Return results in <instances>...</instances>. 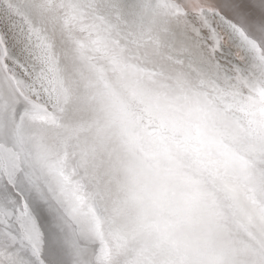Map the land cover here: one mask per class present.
<instances>
[{"label":"water","instance_id":"obj_1","mask_svg":"<svg viewBox=\"0 0 264 264\" xmlns=\"http://www.w3.org/2000/svg\"><path fill=\"white\" fill-rule=\"evenodd\" d=\"M6 1L36 26L52 93L13 63L28 62L0 8V264H121L97 88L125 70L175 90H264V0ZM236 245L242 264H264L257 233Z\"/></svg>","mask_w":264,"mask_h":264},{"label":"clouds","instance_id":"obj_2","mask_svg":"<svg viewBox=\"0 0 264 264\" xmlns=\"http://www.w3.org/2000/svg\"><path fill=\"white\" fill-rule=\"evenodd\" d=\"M95 98L121 264H242L236 238L264 242V90H175L119 70Z\"/></svg>","mask_w":264,"mask_h":264},{"label":"bare ground","instance_id":"obj_3","mask_svg":"<svg viewBox=\"0 0 264 264\" xmlns=\"http://www.w3.org/2000/svg\"><path fill=\"white\" fill-rule=\"evenodd\" d=\"M3 1V0H2ZM0 0V8H7L6 10H4L6 13L5 14H1L3 21H5L6 19L9 20L8 22H5V25L7 26L8 29H10V31H8L10 37H11V41L16 42V44L18 45L19 48H21V50H18V53H21L23 55V60H26L28 63L24 64V62H22V59H20L17 55L19 54H10V58L14 59L13 63L16 64L17 62H20L24 67H26L25 72H28L29 75L32 76L33 78V82L37 83L38 86H41V89L45 91V93L48 95V97H51V88L49 86V76L47 74L46 70H40V67H37L39 64L40 66L44 69L46 68V64L44 62V57H42L43 52L42 49L40 47L38 41H41L39 39V35L38 34H33V29L31 28V26L36 27L35 25H29L28 22L26 20V17L24 16V18H21L22 13H20V11L18 10V7L14 8V10H12L9 7L10 2L6 3ZM187 1V0H184ZM189 1V0H188ZM190 2V6L192 7L193 10H196L197 8H195L194 4L197 5L198 4V0H194V2L192 3V0L189 1ZM204 4L205 3H209L212 6L214 5H219L220 3H217L218 0H206V1H202ZM224 3V2H223ZM224 5H227V3H224ZM224 8V7H223ZM225 12H228L227 9H223ZM1 11V10H0ZM2 13V12H0ZM7 16V17H6ZM6 18V19H4ZM28 24V25H27ZM30 27V28H29ZM224 31V35H227L226 38H224V41L227 45H231L230 42V34L228 32L227 29L223 28ZM38 38V39H37ZM32 43V45H31ZM34 44V45H33ZM37 44V46H36ZM15 45V44H14ZM234 45V44H233ZM243 61H245L244 55L241 54V52L238 55ZM28 66L31 68L29 70ZM35 85V90L36 87L38 88V86ZM40 90V89H39ZM39 93V92H37ZM28 135V134H26ZM45 154V153H43ZM72 213L76 216V211L75 209L72 207L71 210ZM79 222H81L83 224V222L81 220H79Z\"/></svg>","mask_w":264,"mask_h":264}]
</instances>
